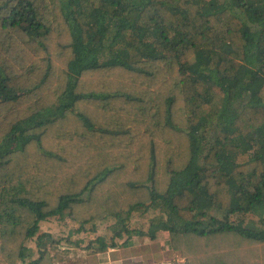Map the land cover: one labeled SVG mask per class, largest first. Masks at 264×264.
<instances>
[{"label": "trees", "instance_id": "1", "mask_svg": "<svg viewBox=\"0 0 264 264\" xmlns=\"http://www.w3.org/2000/svg\"><path fill=\"white\" fill-rule=\"evenodd\" d=\"M154 245L264 264V0H0V264Z\"/></svg>", "mask_w": 264, "mask_h": 264}, {"label": "rangeland", "instance_id": "2", "mask_svg": "<svg viewBox=\"0 0 264 264\" xmlns=\"http://www.w3.org/2000/svg\"><path fill=\"white\" fill-rule=\"evenodd\" d=\"M131 229H140V230H147L148 226H149V222H148V217L147 216H135L129 223ZM114 226V221L110 220L107 221L105 223H97L96 224V229L95 232H92L91 230H88L87 232H81L79 233V231H77L78 229H80V226L76 223H73L72 221H70L67 218H53L51 220H49L48 222H45L42 224L41 226V230L38 234L37 237L33 238L32 240H30L28 242V246L30 248H35L37 245V238L42 235V234H49L51 236H53V238H55L56 240L59 241H55L57 243H60V247L61 249H63V247H65V245H73V243H75L76 241H79L81 239H83V243L82 245L87 246L89 241L91 240H96L99 236H103V235H107L108 237L112 236L111 234V230H109L110 227ZM109 227V228H108ZM89 228V227H88ZM124 240H120L119 244L124 243ZM142 243H140V241L135 240L134 242V246H136L135 248H142L144 246L141 245ZM131 246H127V247H122L120 246V248H118L117 250L114 249H110L108 251L109 253V257L111 255V253L115 252L116 253L114 255H111V257L113 256V259L116 260L117 262H115L114 264H153L154 262H158L164 259H155L153 258L154 253H157L159 250V246L158 245H154L152 250L148 249V250H143V252L140 251V256L138 257V259H133L131 260L133 257L131 255V253L135 252V255H137L138 250L131 248L129 249ZM134 250V251H133ZM133 251V252H130ZM137 252V253H136ZM118 256V257H116ZM110 257V261L113 259ZM130 257H132L131 259H129ZM100 257L97 255H92L88 257V263L86 264H101V261L99 259ZM136 258V257H135ZM81 258H71L70 262L71 264H83V260H80ZM80 260V261H79ZM178 260L182 263H184V260L182 258H178ZM59 264H63V263H59ZM85 264V262H84Z\"/></svg>", "mask_w": 264, "mask_h": 264}, {"label": "built area", "instance_id": "3", "mask_svg": "<svg viewBox=\"0 0 264 264\" xmlns=\"http://www.w3.org/2000/svg\"><path fill=\"white\" fill-rule=\"evenodd\" d=\"M153 264H183V263L180 262L178 259L176 260L164 259L158 262H154Z\"/></svg>", "mask_w": 264, "mask_h": 264}, {"label": "crops", "instance_id": "4", "mask_svg": "<svg viewBox=\"0 0 264 264\" xmlns=\"http://www.w3.org/2000/svg\"><path fill=\"white\" fill-rule=\"evenodd\" d=\"M132 257H133V258H132ZM132 257H130L129 259H131V258H132L131 260H133V259H138L139 256L132 255ZM135 257H136V258H135ZM115 262H117V261H116V260H113V261L111 260V261L109 262V264H114Z\"/></svg>", "mask_w": 264, "mask_h": 264}]
</instances>
